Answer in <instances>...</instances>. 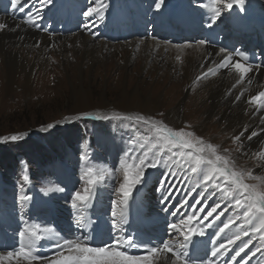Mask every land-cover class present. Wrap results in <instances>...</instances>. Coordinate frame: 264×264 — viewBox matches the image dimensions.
<instances>
[{"label": "rangeland", "instance_id": "374dc122", "mask_svg": "<svg viewBox=\"0 0 264 264\" xmlns=\"http://www.w3.org/2000/svg\"><path fill=\"white\" fill-rule=\"evenodd\" d=\"M15 1V8L10 5L8 11L18 14L19 19L23 20L22 11L26 12L53 33L67 23L70 31L62 38L79 33V27L83 34L94 37V41L113 45L128 44L135 40L134 34L167 44L182 38L189 27L196 31L194 36L203 37L202 25L198 22L176 23L166 15L168 7L184 0H68L65 6L57 0ZM229 1H212L218 26L216 41L232 44L241 50V40L235 39L229 30ZM188 3V7L199 11L203 1L188 0ZM116 10L123 11L119 21L112 19ZM140 15L145 20L144 32L137 28ZM53 46L57 44L53 43L49 48ZM67 58L70 62L73 60L71 54ZM119 58L114 59L117 67L104 70L95 66L82 78L64 72L51 61L52 69L36 72L28 87L19 78L8 89L5 81L0 79V215L6 216L2 224L6 228L12 225L9 219L15 209L24 208L25 197H55L53 202H64L60 206L64 209L58 208L60 218L76 225L81 220L72 206L86 197H101L103 206L111 213L120 212L125 202L131 203L128 201L130 197L132 202L137 197L152 200L163 188L164 193L173 194L175 201L179 199L181 204H189L192 197L193 203L197 204L204 198L198 194L200 190L202 195H209V200L215 197L217 192L213 185H218L216 180L222 176L232 178L234 186L244 191L237 199L241 204L251 206L250 210L262 211L264 165L258 163V157L264 155V145L258 155L243 159L239 156L241 146L225 138L221 129L213 131L212 124H209L199 131L197 121H190L191 110L188 109L197 88L194 86L188 91L185 82L178 85L177 106H181L182 123L178 126L169 124L165 116L174 106L173 103L172 108L168 104L165 106L166 95L174 80L181 77L173 72L140 75L145 82L142 97L157 100V109L151 108L142 114L136 110H116L121 105L123 89H131V78L120 75L118 68L123 65V56ZM80 90L91 92L93 108L76 114L75 93ZM184 92H188L187 95ZM103 100L107 105L100 109ZM247 130H258L255 133H259L260 128H246L244 131ZM204 164L213 166L212 171L203 168ZM162 167L163 173L160 172ZM254 169L259 172L254 173ZM209 170L211 173L220 171V177L213 179L214 176H209L210 181H206L204 172ZM210 204L214 205L210 214L215 215L218 201L208 202ZM189 208L194 207L189 205ZM200 208L203 207L198 205ZM37 215L44 222L51 220V212L45 205ZM15 217L21 218L19 215ZM35 217L27 215L25 218L31 220ZM200 217V220L206 218L203 214ZM202 226L198 236L210 229L207 225ZM194 227L197 229L196 225ZM12 229L14 234L9 230L8 233L13 241L24 237L21 225L15 224ZM62 231L68 235L78 233L74 226L62 228ZM181 235L179 233V238ZM184 258L179 256L183 263ZM37 261L33 264L41 262Z\"/></svg>", "mask_w": 264, "mask_h": 264}, {"label": "bare ground", "instance_id": "6f19581e", "mask_svg": "<svg viewBox=\"0 0 264 264\" xmlns=\"http://www.w3.org/2000/svg\"><path fill=\"white\" fill-rule=\"evenodd\" d=\"M1 1L15 8V0ZM57 1L61 6L68 5V0ZM202 1L199 11L188 7V0H184L168 7L166 15L186 22H198L204 28L203 35L207 30L216 32L218 26L212 9L214 2ZM229 2V30L233 31L236 39L246 36L245 46L253 45L251 41L259 39L258 54L234 50L230 44L214 45L211 44L213 38L200 40V37L192 34L167 44L152 37L134 34L135 40L128 44L113 45L94 41V37L89 33L83 34L79 27V33L64 36L68 37L64 39L61 37L63 34L57 31H38L37 26H33L36 20L30 16L22 20L18 14L7 15L0 10V79L5 81L8 89L19 78L28 87L36 72L52 69V62L57 63L64 72L82 78L84 73H91L95 66L104 70L117 67L114 59H120L122 55L123 65L118 69L122 78H131V89H123V99L116 110H136L142 114L148 109H157V100L142 97L141 89L145 82L140 75L177 73L181 77L174 80L166 95L165 106L168 104L171 107L172 103L174 106L167 110L166 121L178 126L183 119L181 106H177L178 85L185 82L188 91L195 86L197 92L191 96L188 104L190 121H197L199 131L209 124H212L210 128L213 131L221 129L225 138L241 146L239 156L250 159L258 155L264 145V68L259 66L258 58L264 53V0ZM122 12L116 10L112 19L119 21ZM145 27V20L140 15L137 28L144 32ZM53 43L57 46L49 48ZM70 54L73 58L71 62L67 58ZM240 59L253 64L245 65ZM84 68L87 71L84 72ZM80 91L75 93L76 114L89 112L93 108L91 92ZM187 93L184 92L185 95ZM106 105L103 100L100 109ZM254 127L260 128L259 133H255L258 130L244 131ZM258 159V163L264 165V155ZM163 171L164 167L160 172ZM258 172V169H254V173ZM163 189L152 200L137 197L132 202L130 197L128 201L131 203L125 202L124 208L116 213H111L103 206L101 197L80 199L72 206L80 216L78 225L60 218L58 208L64 209L60 207L64 202H53L52 198L55 197H25L24 208L15 209L9 219L11 226L6 228L2 224L6 216L0 215V262L33 264L40 260L39 264H184L176 256L182 255L186 244L189 243L190 247H193L192 241L197 244V238H201L197 236L200 227L210 226L213 236L218 238L221 235L218 229L221 220L198 219L201 210L189 208L188 204H181L179 199L175 201V197L164 193ZM44 205L51 212L49 222H44L37 215ZM16 215L21 218H16ZM27 215L36 217L28 220L25 218ZM185 215L187 219H183ZM15 224L21 225L24 233V237L16 242L9 235L14 234L12 227ZM72 226L77 228L78 233L68 235L62 231V228L70 229ZM179 233L182 234L180 238ZM163 234H167L168 238L162 239ZM199 240L201 242L204 239ZM94 241L99 243L94 245ZM219 245L212 242V252H216Z\"/></svg>", "mask_w": 264, "mask_h": 264}]
</instances>
